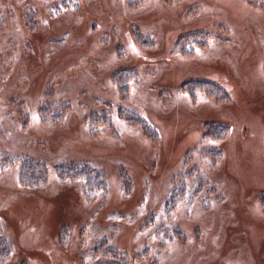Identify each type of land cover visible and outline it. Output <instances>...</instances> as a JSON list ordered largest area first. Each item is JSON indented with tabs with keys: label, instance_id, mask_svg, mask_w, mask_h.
Listing matches in <instances>:
<instances>
[{
	"label": "rangeland",
	"instance_id": "rangeland-1",
	"mask_svg": "<svg viewBox=\"0 0 264 264\" xmlns=\"http://www.w3.org/2000/svg\"><path fill=\"white\" fill-rule=\"evenodd\" d=\"M132 4L0 0L6 264H264V0Z\"/></svg>",
	"mask_w": 264,
	"mask_h": 264
},
{
	"label": "trees",
	"instance_id": "trees-1",
	"mask_svg": "<svg viewBox=\"0 0 264 264\" xmlns=\"http://www.w3.org/2000/svg\"><path fill=\"white\" fill-rule=\"evenodd\" d=\"M125 1H127V3L129 2V4H132L134 0H125ZM132 5H134V4H132ZM179 46H178V48H179ZM182 48H183V46L180 49H182ZM184 53H187L186 49H185ZM129 71H130L129 69H123V70L119 71V72H121V74L119 72L116 74L117 80L121 85L122 92H123V88H124V84L122 82H124V80L128 77V75H125V74ZM189 81L195 82V80H189ZM52 105H55V104L54 103L53 104L47 103L44 106L40 105L39 107H36L34 109L37 111V113L40 116L45 117V116L51 114V112L53 111V109H52L53 107H51ZM31 109L33 110V106L31 107ZM135 114L137 115V117L141 118V120H142L141 124H142L143 128L146 129V131H148V130L151 131L150 124H152V123L144 115L138 114L136 112H135ZM216 126H217L216 127L217 134H218L219 138L221 140H223L225 137H227V134H228L227 131L229 130V128L225 127L224 125H219V124H217ZM91 130L97 131L96 128H91ZM152 132L153 131H151V133ZM153 133L155 134V132H153ZM145 134H146V136L150 135V134H147L146 132H145ZM0 155H2V158L0 159V168L4 169L5 167H7L11 164L12 165L15 164L14 162L16 161V154H14L13 152H8V151H6L0 147ZM26 158H27V160H25V162L20 160L19 182L24 186L32 187V185L47 181V176L44 174V170H42L43 174H38V173L37 174L34 173L32 175L27 174V172H29L30 168L32 169L33 166L29 162L30 158L29 157H26ZM90 162L92 164L93 163L96 164V162L90 161V159H80V160H76L73 163L72 162H70V163L66 162V163H64L65 165L63 164L64 166L61 165L62 166L61 168L63 169V172H62L63 174L60 172L56 175L61 180L63 179V177L64 178L67 177V178H71V179L86 181V186H87L88 181L96 180V179H93V177H92L93 175H95V176L102 175L100 172H97L96 170H94L91 167L92 164ZM92 166L95 167L94 165H92ZM99 179H101V177ZM3 224H4L3 220L0 218V264H6L7 263L10 255L12 254V250H13L12 242L6 236Z\"/></svg>",
	"mask_w": 264,
	"mask_h": 264
}]
</instances>
